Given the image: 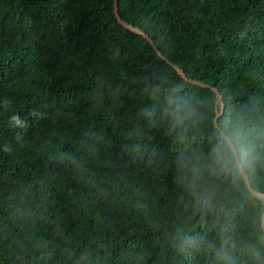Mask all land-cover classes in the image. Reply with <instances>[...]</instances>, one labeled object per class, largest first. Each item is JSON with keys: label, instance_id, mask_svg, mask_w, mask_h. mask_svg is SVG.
Here are the masks:
<instances>
[{"label": "trees", "instance_id": "16d2710c", "mask_svg": "<svg viewBox=\"0 0 264 264\" xmlns=\"http://www.w3.org/2000/svg\"><path fill=\"white\" fill-rule=\"evenodd\" d=\"M116 4L165 59L112 0H0V264H215L176 245L218 241L227 214L179 203L176 145L144 111L156 85L214 94L170 63L225 103L264 98V0ZM232 221L254 242L243 211Z\"/></svg>", "mask_w": 264, "mask_h": 264}, {"label": "clouds", "instance_id": "9594fccd", "mask_svg": "<svg viewBox=\"0 0 264 264\" xmlns=\"http://www.w3.org/2000/svg\"><path fill=\"white\" fill-rule=\"evenodd\" d=\"M150 94L155 103L145 117L150 124H163L176 145L171 166L179 203L202 221L227 214L218 241L183 236L178 252L203 248L215 264H264V201L244 194L247 180L259 186L264 178V98L236 106L231 98L225 103L216 94L201 97L178 85H156ZM241 211L254 242L237 245L232 216Z\"/></svg>", "mask_w": 264, "mask_h": 264}, {"label": "water", "instance_id": "95a60500", "mask_svg": "<svg viewBox=\"0 0 264 264\" xmlns=\"http://www.w3.org/2000/svg\"><path fill=\"white\" fill-rule=\"evenodd\" d=\"M112 13L114 15V17L116 18V21L118 23H120L122 26L130 29L131 31H134L136 33H139L140 35H142L146 40L147 42L152 46V48L156 51L157 55L162 58V59H165L164 56L160 53V51H158L155 47V45L153 44L152 42V39L144 32L142 31L141 29H139L137 26H134L132 25L131 23H128L124 20H122L118 14V10H117V4H116V0H112ZM169 62V61H167ZM170 63V62H169ZM171 67L185 80L191 82V83H194V84H198V85H201V86H206V87H209L211 90L214 91V94L217 95V97L219 99H221V96H220V93L217 91L216 87L213 86V85H210L202 80H199V79H196V78H191L187 75H185V73L182 71V69L180 67H178L176 64L174 63H170ZM245 185L246 187L249 189V191L257 196L258 198H260L261 201H264V194L256 189H253L250 187L249 185V182L248 180L245 182Z\"/></svg>", "mask_w": 264, "mask_h": 264}]
</instances>
